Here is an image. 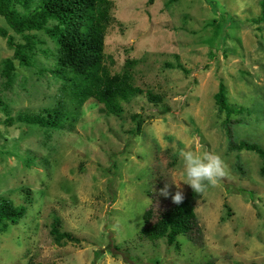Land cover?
Returning <instances> with one entry per match:
<instances>
[{
	"label": "rangeland",
	"instance_id": "1",
	"mask_svg": "<svg viewBox=\"0 0 264 264\" xmlns=\"http://www.w3.org/2000/svg\"><path fill=\"white\" fill-rule=\"evenodd\" d=\"M111 1L105 63L115 73L133 59V84L161 101L143 93L117 117L88 99L78 122L63 131L7 126L0 111V196L27 205L24 217L0 232V264H264L261 159L229 146L247 140L264 148V23H248L260 0ZM0 26L23 42L2 16ZM35 34L42 41L36 62L15 61L11 86L1 68L13 50L0 36V98L11 116L52 105L58 90L48 72L54 43ZM221 81L228 102L245 108L231 115L240 122L229 127L213 99ZM188 149L218 153L228 175L193 192L178 157ZM166 183L173 194L177 183L194 198L198 230L180 235L177 248L139 236L146 209L156 215L173 204L160 195ZM54 218L74 241L53 240Z\"/></svg>",
	"mask_w": 264,
	"mask_h": 264
},
{
	"label": "trees",
	"instance_id": "2",
	"mask_svg": "<svg viewBox=\"0 0 264 264\" xmlns=\"http://www.w3.org/2000/svg\"><path fill=\"white\" fill-rule=\"evenodd\" d=\"M259 4L258 16L249 19L248 23H264V0H260ZM17 5L23 10H19ZM112 6L111 0H0V16L23 39V42H14L7 30L0 26V36L6 37L8 47L13 50L12 57L2 60L1 75L5 84L11 86L15 82V61L22 67L35 64L36 50L42 44L35 34L39 31L54 43L53 51H49L53 62L48 72L59 82L52 105L35 111L21 110L11 116L8 114L7 103L0 98V111L7 115L3 121L5 125L19 123L44 130H71L82 115V106L88 99L101 104L105 114L117 117L122 116L124 103L143 93L149 102L161 101V96L149 90L143 91L133 84V59L126 60L121 71L115 73H111L105 63L106 31L114 22ZM177 66L180 68V65ZM227 94V87L221 81L213 99L218 113L224 114L222 124L229 127L231 123L240 122L239 119L232 120L231 115L239 114L245 108L229 103ZM140 130L139 119L136 121L135 132ZM226 133L230 137L231 129L226 128ZM229 146L232 150L256 153L261 159L260 175L264 176L263 147L247 140H231ZM31 162L30 158L26 159L28 166ZM26 210L27 205H16L11 199L0 196V232L18 223ZM143 222L139 235L141 239L154 241L165 238L167 244H174L177 248L180 235L190 237L198 230L192 193L185 196L182 204L173 203L156 215L151 208L146 209ZM60 227V220L54 218L50 234L57 244L75 240L70 233L61 231Z\"/></svg>",
	"mask_w": 264,
	"mask_h": 264
},
{
	"label": "clouds",
	"instance_id": "3",
	"mask_svg": "<svg viewBox=\"0 0 264 264\" xmlns=\"http://www.w3.org/2000/svg\"><path fill=\"white\" fill-rule=\"evenodd\" d=\"M178 157L182 162L183 184L190 186L195 193L217 186L219 180L228 175L227 164L218 153L188 149L180 151ZM173 184L177 189L174 194L169 190L170 184L166 183L160 189V195L170 197L172 203L180 205L185 199L183 189L181 184Z\"/></svg>",
	"mask_w": 264,
	"mask_h": 264
}]
</instances>
